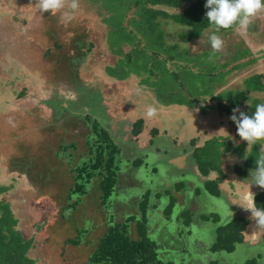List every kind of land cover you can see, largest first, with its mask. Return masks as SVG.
Segmentation results:
<instances>
[{"label": "rangeland", "instance_id": "374dc122", "mask_svg": "<svg viewBox=\"0 0 264 264\" xmlns=\"http://www.w3.org/2000/svg\"><path fill=\"white\" fill-rule=\"evenodd\" d=\"M71 2L65 0V8L60 11L42 13L38 0H0V184L9 187L0 195V200L12 203V211L18 219L17 227L25 238L33 239L28 256L35 260V264H91L89 254L98 238L107 230L110 212L101 203L97 180L87 186L88 193L84 198L79 200L81 197L74 195L69 200L65 184L72 180L65 168L69 167L72 159L69 152L72 151L65 153L61 146L72 142L77 144V149H73V164L77 163L87 152L89 135V128L81 113L89 111L101 121L106 118L104 125L110 127L112 121L116 120V114L123 116L119 119L126 117L118 111L122 105L107 100L108 97L115 98L120 88L119 85L111 86L109 79L105 81V67L115 65L118 58L111 53L109 46V41L115 37H112V31L109 34L107 23L111 26V19L107 21L106 8L94 0H77L79 7L72 10ZM186 7L187 4L170 11L179 12ZM134 10L129 11V18L133 17ZM65 12L72 14L70 22L64 21ZM119 12L123 10L119 9ZM128 17L125 24L129 22ZM164 21L168 41L180 42L178 34L187 28L172 20L167 24ZM128 28H132L131 25ZM234 28L237 30L222 29L218 33H212L213 28H209L202 37L186 44L191 55L206 50L204 56L198 57L200 61L203 57L206 63L205 75L195 68L193 75L183 74L185 85L181 80L178 83L172 79L165 85L160 80L161 73L155 72L148 77L149 87L145 83L139 86V78L136 77L135 92L129 96L135 102H153L159 109L154 116L159 118L161 125L166 126L163 131L168 130L167 135L158 130L156 137H151V145L147 146L144 141L148 136L137 142L130 134L128 137L114 131L117 126L111 128L113 134L122 135L119 141L123 159L117 186L120 193L118 197L116 194L111 197L114 220L123 221V216L135 214L136 222L140 221L143 216L141 203L149 191L148 212L151 218L146 226L153 230L149 237L158 244L159 256L166 263L210 264L219 258L223 264H244L259 254V264H264V239L236 243L234 251L230 253L211 250L218 239V229L232 220L235 214L227 197L208 194L203 182L217 178L218 174L221 176L222 171L226 181L220 183V189L230 200L239 198L234 193V184L241 176H237L233 166H243V156L250 151H257L258 158L264 155V141L256 145H248L246 141L233 145V139L239 142L243 140L234 132L236 125L228 126L223 115L226 112L223 109L233 102H238L234 108L248 115L255 111L257 104L264 103V90L252 91L248 88L252 82H245L249 77L262 75L261 81L264 83V11L251 19L246 30L238 26ZM213 34L224 41L219 52L211 48L210 36ZM248 35L252 36L253 41ZM124 53L123 50L119 54L123 56ZM176 58V63L182 62ZM234 68L236 71H233ZM237 72L236 77L232 75ZM152 81L159 87L157 92L150 89ZM171 86L176 92L170 102L180 101L183 104H172L170 106H175L166 109L167 105L161 104V100L167 102L169 93L165 91ZM209 87L216 91L202 97L205 91L210 90ZM186 94L194 100L201 98L200 105H203L204 111L200 106L189 107V104H195ZM211 95H218L221 104L218 105V98L214 99ZM95 103L100 104L92 110ZM126 103L129 105L130 99ZM58 104L66 106L67 111L60 109ZM176 106L178 109H175ZM252 107L253 111L250 109ZM201 117H206L205 121L211 118L213 122H197ZM133 118L140 119L139 114L135 113ZM204 125L209 129L213 126L214 129L204 131L208 130L204 129ZM200 127L204 130H200ZM174 134L181 136L177 140L180 144L188 145L192 141L194 147L200 139L203 141L199 147H209L217 153L212 164L206 162L207 166L209 164L215 168L209 176H201L200 179L197 173L201 171L197 169L192 155L185 167L170 163L171 148L178 149L176 155L194 152L190 145L173 147L175 144L169 137ZM233 135L237 137L233 138ZM239 147L240 157L237 151ZM138 159L140 162L136 163ZM218 167L219 171L216 170ZM154 168L158 170L157 174H154ZM176 181H186L190 193L185 206L182 201L176 202L171 222L164 218L170 196L165 197L162 193L170 188L172 194L178 196L179 191L174 189ZM193 184L195 191L196 188L202 191L195 202L191 199L194 197ZM77 200L76 208H68L69 203ZM203 201L205 204L201 205ZM257 206L260 208V205ZM197 208L200 210L198 218L192 216ZM179 216L185 218L176 222ZM190 216L195 224L189 223L190 226H187V217ZM206 217L211 220L205 221ZM79 234L82 240L80 246L67 242ZM131 234L138 238L137 232Z\"/></svg>", "mask_w": 264, "mask_h": 264}, {"label": "trees", "instance_id": "16d2710c", "mask_svg": "<svg viewBox=\"0 0 264 264\" xmlns=\"http://www.w3.org/2000/svg\"><path fill=\"white\" fill-rule=\"evenodd\" d=\"M87 1L91 2V0ZM94 1L103 4L102 6L106 8L107 16H109L107 21L108 19H111L109 21L111 26L105 19L104 21L110 28L109 34L112 31V37H115L113 40L111 39V41L108 39L110 49L112 48L111 53L118 57L115 65H108L105 67V81L109 79L112 81L111 86L117 87L119 85L118 88H120L118 95L115 98L112 96L111 98L108 97L107 100L109 102L114 100V102L124 106L118 108V111L123 112L126 117H124V119H119L123 116L116 114V120L112 121L113 124L110 127L109 125H104L106 118L101 121L99 117L94 116L89 111L81 113V118L85 120V125L89 128L87 152L81 156L77 163L73 164V149H77V144L72 142L62 144L61 146L65 153L68 150L72 151L69 152V157H72L71 162H69V167L67 166L65 168L69 172L72 180L71 183H69V181L65 184V186H67L68 198L71 200L72 196L77 195L78 198L81 197L79 198V200H81L88 193L87 186H91L92 183L97 180L101 203L110 212V217L108 218L109 226L105 233L98 238L95 248L89 254V262L91 264H171L166 263L160 258L158 244L149 237L150 231H153L149 230L146 226L148 219L151 218L148 212V204L151 197L150 192L147 191L144 195L141 203L143 216H141V220L138 222H136L137 217L135 214H130L127 217L123 216V221H115L114 212L111 211V208H113L114 205L112 204L111 197L113 194H116V197H118L120 193V191L117 190V186L119 175L123 169V159L121 158L122 149L119 138L123 134H126V136L130 134L129 136L134 139L141 138V136H143L142 139H145L147 136L149 137V135L150 137H153L158 133L156 127H158L157 121L159 120L152 119L153 117H148L146 115L148 110L145 111L139 102H135L133 98L129 96L131 92H135L134 84L136 77L139 78V86H142L145 83L149 87L148 77L154 75L155 72L161 73L160 76H162V79L160 77V80L163 84L165 83V85L168 84V80L170 79L175 80V82L177 80L178 83L181 80V82L184 83L182 79V77H184L183 74L186 73L188 76H191L194 74L193 71H195V68L196 71H201L204 75L206 74V63L203 61V57L202 61H200L201 59H198L199 56H204L203 54L206 50L200 51L199 54L191 55L188 48H186L187 43L191 42L193 39L202 37L207 29L213 28L206 18L207 9L204 7L206 0H106L107 2L105 3L104 1L100 2V0ZM125 2L127 4H124ZM186 4L187 7L179 12L170 11V9H180ZM133 8H135L133 17L129 18V11ZM119 9L123 10V12L120 13ZM127 17L129 22L125 24L124 22ZM171 20L188 30L182 31L178 34L180 42H170L166 37L167 31L163 28V21L167 24ZM128 25H131L132 28H128ZM234 27L235 26L230 28V30H237V28ZM214 31L213 28L212 33ZM123 50L126 52L123 55L124 57L119 54L123 53ZM175 57L182 62L176 63ZM178 63L180 65H178ZM153 67L155 68L153 69ZM261 77L263 78L262 75H255L254 77L247 78L245 82H252L248 88L252 91L264 90V83L261 81ZM150 84H152L150 89L153 90V92H157L159 89L158 85L153 84V81ZM209 89L210 90L205 91L206 93H204L202 97H206L208 94H212L216 91L215 89L212 90L210 87ZM174 91L176 92V90L173 89V86L168 87L165 93H169V99L165 103L160 99L161 104L167 105L166 108L175 106H170L172 104H183V102L180 101L170 102V98L175 94ZM186 96L191 97L187 94ZM211 97L214 99L218 98V105L221 104L218 95H211ZM127 99H130L129 105L126 103ZM190 99L195 105L189 104V107L190 105L191 107L200 106L201 109H203V105H200L202 103L200 101L201 98L194 100L191 97ZM233 100H235V98ZM237 103L238 102H233L229 107H225L223 110L226 112H224L228 115L233 114V108ZM98 104L100 103H95L92 110H95ZM58 106L60 109H65L67 111V108H65L66 106H62V104H58ZM175 109H178V106H176ZM250 109L253 111L254 107ZM142 110H144V112ZM202 111H204V109ZM248 111L250 110L248 109ZM100 112L103 111H99V113ZM135 113L139 114L140 119H131ZM105 117H107V115H105ZM113 125L117 126L114 131H120L122 132V135L117 136L115 133H112L113 129L111 130V128ZM166 133H169V131H166ZM178 137L180 138L181 136L178 135ZM151 142L152 141H150V143ZM144 144L147 146L149 145L147 138L145 139ZM240 149L241 147L237 149L238 155ZM177 150L178 149L171 148L169 155L171 156L172 154H175ZM193 150L192 158L195 159L198 165L197 169H200L201 171L197 173V175L200 179L201 176H209L210 172L215 169L209 164L213 163V158H217V153L212 149H209V147H193ZM59 155L61 154L59 153ZM78 155L80 156V153ZM243 157L245 158L243 166H240V164L239 166H233L234 170L236 169L235 172H237V176H241V178H239L234 184V193H239V190L243 193H253L256 205H260V208H264V189H261L254 184H250L249 181L251 179L250 172L255 169V162L259 159L258 152L250 151L247 156ZM125 162L127 161H124V163ZM139 162L140 159L136 160V163ZM206 162L209 163L208 166ZM24 169L25 168L23 167V170ZM218 169L219 167L216 168V170ZM153 172L154 174H157V169L154 168ZM220 175L221 176L218 174V177L215 179L203 182L206 185V190L208 194L210 193L218 197L221 194L226 196L229 202H231L233 209L237 212L234 213L235 216L232 220L218 229L220 230L218 233V239L212 246L211 250L212 252L224 251L230 253L234 251L236 243H242L246 240L247 242L245 243L252 241V235L254 233H257L259 240L264 239V228L259 227L255 223L251 212L248 214L247 212L245 213L242 211V208L239 205H244L246 200H241L239 199L240 197L230 200L228 195L222 192L223 189H220L219 185L226 181V176L222 171H220ZM228 182L229 184L231 183V178ZM177 183L178 185L176 186ZM176 184L174 185V189L177 191L183 192V190H186L187 188L186 181H176ZM192 186L194 197L191 199L195 202L198 197L201 196L202 191L198 188H196L195 191V185L193 184ZM8 189L9 187L0 184V195L3 192L8 191ZM188 190L189 189L187 188V197L190 193ZM162 195L165 197L170 196V204L164 211V218L166 221L169 220L173 222L172 211L178 201L179 195L174 196L170 188L164 190ZM157 196V198H159L160 193H158ZM186 201L187 200H185V202ZM157 202H159V200H157ZM77 203L78 200L69 203L67 206L68 208H76ZM200 204L204 205L205 202L203 201ZM183 205L185 206L186 203ZM199 212L200 210L195 211L192 216H197L198 218ZM157 213L161 212L157 211ZM189 215L190 214H188V216ZM181 218L183 220L185 216H179L176 222ZM187 218V226H190L191 223L195 224L191 220V216ZM209 219L211 220L210 217H206L204 220L207 221ZM155 220L156 218H154V221ZM199 224L203 223L200 222ZM17 226L18 219L12 211V203L7 202L6 200H0V264H35V260L28 256L30 249L33 247L34 241L33 239L25 238ZM134 231L138 233V238L132 236L131 233H134ZM79 233L82 232L80 231ZM67 242L75 246H80L82 243L80 234L78 237L71 238ZM260 257L261 256L258 254L257 258H251L244 264H259ZM223 263V260L218 258L211 261L210 264ZM260 264L262 263L260 262Z\"/></svg>", "mask_w": 264, "mask_h": 264}, {"label": "clouds", "instance_id": "9594fccd", "mask_svg": "<svg viewBox=\"0 0 264 264\" xmlns=\"http://www.w3.org/2000/svg\"><path fill=\"white\" fill-rule=\"evenodd\" d=\"M78 7L77 0H72L70 8L76 10ZM204 7L207 9L206 18L209 24L213 26L215 32L218 33L222 29L227 30L233 28V26L246 30L251 19L261 11H264V0H206ZM38 8L42 13H54L65 8V0H38ZM72 18L73 16L70 12L64 13L63 19L65 22H70ZM210 42L211 48L215 52L221 51L224 46V41L215 34L210 36ZM137 92L139 93V89ZM153 107L156 108L154 104ZM154 108L148 109L146 113L148 117L155 115L156 110ZM236 113H239V115L237 116ZM230 119L236 125L237 135L243 141H246L248 145H256L259 141H264V103L257 104L255 111L251 115L240 111L239 108H234ZM151 137L149 135L147 138L149 145H151ZM142 138L143 136L136 138V141L141 142ZM255 163V169L250 172V184L264 189V155H261ZM179 195H181L180 191ZM241 206L244 210L251 212L255 223L259 227L264 228V208L257 207L252 193H249L246 203ZM198 210L197 208L195 211Z\"/></svg>", "mask_w": 264, "mask_h": 264}, {"label": "crops", "instance_id": "0c3cea01", "mask_svg": "<svg viewBox=\"0 0 264 264\" xmlns=\"http://www.w3.org/2000/svg\"><path fill=\"white\" fill-rule=\"evenodd\" d=\"M254 29V31L255 32H257V29H255V28H253ZM253 29H251V32H252V30ZM249 36V38L253 41V38H252V36L251 35H248ZM233 71H236V69L234 68V70ZM237 74H238V72L236 73V74H232V75H235V77L237 76ZM226 86V85H225ZM224 86V87H225ZM142 89H140V91H141ZM141 104V107L142 108H144L145 109V111L146 110H148L149 108H154L153 107V102H149V103H140ZM155 110H156V113L155 114H157V113H159L158 112V108H154ZM166 109H168V108H166ZM143 112H144V110H142ZM223 115H225L224 117V120L228 123V126H233L234 125V122L232 123V121H231V119H230V116L231 115H233V114H230V115H228V114H226V113H224ZM237 115V114H236ZM202 116V115H201ZM190 117H192V116H190ZM152 119H155V120H158L159 118H156L155 116H153V118ZM192 119H193V117H192ZM205 119H206V117H201L200 119H199V121L198 120H196L197 122H210V121H212L213 122V119H211V118H208L206 121H205ZM149 121V120H148ZM158 122V121H157ZM191 123H193V124H196L195 122H191ZM223 124H225V122L223 123ZM222 124V125H223ZM159 125H160V127H159ZM221 125V124H220ZM219 125V126H220ZM159 127V128H158ZM158 127H156L157 128V130H164L163 128H165L166 129V126L165 125H161V123L160 122H158ZM211 127V126H210ZM213 127V126H212ZM211 127V129H214V128H212ZM204 129H208V130H204ZM204 129H202V127H200V130H204V131H209V130H211V129H209L208 127H206L205 125H204ZM166 131L168 132V130H165V131H163V133H164V135H167L168 133H166ZM234 132L235 133H237V130H236V127L234 126ZM169 135H171V134H169ZM217 136H219V135H217ZM200 137V136H199ZM233 138L234 137H237V135H233L232 136ZM169 140H171V142H174V144L176 145H174L173 147H177L178 145H180L179 147H188L189 145V147H193L192 145H193V142H191V141H189V143H188V145H187V143H186V145L185 144H180L177 140H179V137H177L176 135H173V136H170L169 137ZM186 141V140H185ZM202 141L203 140H200L199 139V141L196 143V145L194 146V147H199V146H201L202 145ZM234 144L233 145H235L237 142V144H239V143H241V142H244V141H236V139H233V141H232ZM236 144V145H237ZM193 151V150H192ZM185 155H175V154H172L171 156H170V159H172V162H173V165H175L176 167H185V166H187V160H188V158L189 157H191V155L193 154L192 152H187V153H184ZM169 159V158H168ZM239 161H241V159L239 160ZM191 165H192V162L190 163ZM240 192L238 193V192H236L237 194H238V197H240L239 199H241V200H247V198H248V196H249V193H243L241 190H239ZM253 194V193H252ZM236 195V194H235ZM235 199H236V197H235ZM237 204H238V202H237ZM241 205H243V204H240L239 206L242 208V206ZM233 210V212L235 213V212H237V211H235L234 209H232ZM242 211H244L245 213L247 212L248 214H250V211H246V210H244L243 208H242ZM233 213V214H234ZM238 213H239V210H238ZM257 240H259V237H257V233H254L253 235H252V241H257ZM245 242H247V240L245 241Z\"/></svg>", "mask_w": 264, "mask_h": 264}, {"label": "flooded vegetation", "instance_id": "af4514ba", "mask_svg": "<svg viewBox=\"0 0 264 264\" xmlns=\"http://www.w3.org/2000/svg\"><path fill=\"white\" fill-rule=\"evenodd\" d=\"M170 159V158H169ZM171 161H170V163H172V159H170ZM157 172H158V170H157ZM185 190V189H184ZM183 190V192H180V194L181 195H179V197H178V201H182L183 203H186L185 202V200H187L188 199V197H187V188H186V190L184 191ZM194 201V200H193Z\"/></svg>", "mask_w": 264, "mask_h": 264}]
</instances>
